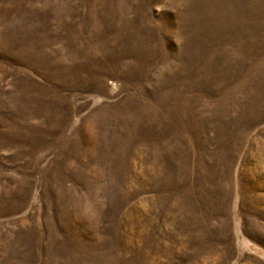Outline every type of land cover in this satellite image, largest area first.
<instances>
[{
    "label": "rangeland",
    "instance_id": "rangeland-1",
    "mask_svg": "<svg viewBox=\"0 0 264 264\" xmlns=\"http://www.w3.org/2000/svg\"><path fill=\"white\" fill-rule=\"evenodd\" d=\"M0 264H264V0H0Z\"/></svg>",
    "mask_w": 264,
    "mask_h": 264
}]
</instances>
